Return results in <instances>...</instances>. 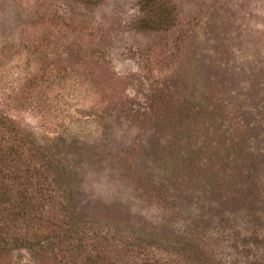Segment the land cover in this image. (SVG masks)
Masks as SVG:
<instances>
[{"label": "rangeland", "instance_id": "374dc122", "mask_svg": "<svg viewBox=\"0 0 264 264\" xmlns=\"http://www.w3.org/2000/svg\"><path fill=\"white\" fill-rule=\"evenodd\" d=\"M159 6L151 29L142 0H0V116L122 264H264V0Z\"/></svg>", "mask_w": 264, "mask_h": 264}, {"label": "trees", "instance_id": "16d2710c", "mask_svg": "<svg viewBox=\"0 0 264 264\" xmlns=\"http://www.w3.org/2000/svg\"><path fill=\"white\" fill-rule=\"evenodd\" d=\"M142 6L153 15L141 24L157 28L153 18L162 19L165 9L157 7V0H142ZM49 153L32 134L0 116V264H23L12 262L17 249L29 250L32 256L54 252V264H122L112 250L106 252L108 236L88 237L58 216L56 208L65 207L70 191L64 168Z\"/></svg>", "mask_w": 264, "mask_h": 264}]
</instances>
